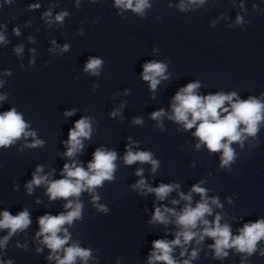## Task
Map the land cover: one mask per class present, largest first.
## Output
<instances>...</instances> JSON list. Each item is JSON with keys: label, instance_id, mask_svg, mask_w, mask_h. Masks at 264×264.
<instances>
[{"label": "clouds", "instance_id": "9594fccd", "mask_svg": "<svg viewBox=\"0 0 264 264\" xmlns=\"http://www.w3.org/2000/svg\"><path fill=\"white\" fill-rule=\"evenodd\" d=\"M6 2L10 4L12 0H6ZM92 2H96V0H92ZM205 2L206 0H188V4L193 5H202ZM115 6L121 9H131L134 13L141 16L144 15V9L151 7L148 0H115ZM39 7V4L29 5L30 10L38 9ZM179 7L181 11L185 10L186 5L183 0ZM243 7L244 5L241 3V8L243 9ZM253 7L255 8L256 5H253ZM51 15L50 10L44 13V16L49 18L47 20L48 23L52 22L50 19ZM67 15V12H60L55 16V21L62 23ZM243 22V17L237 15L236 23L242 24ZM13 31L16 35L20 34L18 28L13 29ZM29 39L31 40L32 38L29 37ZM6 42L5 36L0 33V43ZM52 43L55 45V41ZM69 47L68 44H65L60 51L66 52ZM22 51V46H18L15 49L17 55ZM32 62L30 61V63ZM103 63L104 61L97 57H89L84 71L91 75H99V70ZM166 69L167 64L163 62L153 60L144 63L141 74L142 79L149 83L152 92H155L161 80L168 79ZM10 74V72L5 73V75ZM0 86H3L2 81H0ZM200 87V83L196 81L180 88L171 104L173 114L168 118L182 124L185 130H190L195 126L196 130L193 132V136L199 140L196 148L199 149L201 144H204L210 153H222L220 156V167H230L235 160V152L231 145L234 142H239L242 147L243 141L247 137H256L259 125L264 121V102L253 96H249L246 100H240L236 92L228 94L218 92L201 96L197 94V89ZM261 95L264 96V93ZM234 98L236 99L234 100ZM5 99L6 94L0 95V101ZM226 102L230 105L231 110L224 106ZM75 111V109L66 111L64 115L70 117L75 114ZM222 113H226V115L222 116ZM117 114L118 110L111 113L112 116ZM165 115L164 109H160L151 113V119L159 121ZM198 121L199 124H197ZM133 123L142 124L143 121L137 117L134 118ZM241 125H244V127L241 128ZM159 126L162 127V125ZM28 128L29 125L15 107L0 113V148L15 144L21 137L35 138L36 132L27 130ZM91 134L92 118L84 116L75 121L74 126L69 128L68 138L64 142L67 150L63 155L71 159L72 162L64 164L61 173L63 178L49 180L48 175H41L44 171L43 166L37 165L32 173V179L25 185L29 195L32 194L34 186L44 185L46 186V195L50 200L55 201L58 198H62L67 201L64 204L66 212H61L57 215L45 213L38 217L39 231L35 234L39 243L50 250L47 259L49 261L55 260L56 264H76L78 258L83 264H87L90 259H95L92 256L91 249L82 248L77 243L69 245L71 234L68 228L64 227L65 225L72 226L74 221L82 219L83 204L78 199L81 193L88 191L92 194L93 205L98 211L105 213L109 211L105 205L98 203L100 197L96 193V189L102 186L104 181H113L115 179L117 152L104 147L96 148L92 160L87 165V170L74 159L77 153L83 152L85 148L83 141L91 139ZM129 140L131 141L130 137ZM44 143L45 141L41 139H34L31 144H26L25 147H42ZM131 143L126 145V152L123 157L125 165H132L136 162L149 163L151 164V171L155 173L160 163L153 158V153L150 151L134 152ZM143 171L142 168L136 171V175L140 176L141 179L131 186L134 191L144 195L154 193L156 200L164 201L171 192L179 189V184L175 183H161L158 187H151L146 182V179L143 178ZM16 188H18V185L14 186V190ZM207 191L206 188L201 187L198 183L192 186L191 191L187 195L180 192V199L187 202L180 212H177L175 208L163 205L154 207L153 215L148 221L149 224L167 226L173 222L170 219L172 217L179 230L175 232V238L172 240L156 239L152 241L147 264H157V262H162V264H181L173 257L174 248L179 246L182 249L180 256L184 257L186 245L193 240L200 244L205 237H209L214 241L209 247L214 249L215 259L223 260L227 257L229 255L228 249H235L238 253L246 254L245 258L257 252L258 242L264 240V219L245 223L239 229V234L233 236L230 225L227 223L221 224V215L217 214L211 222L205 218L212 215V205L218 208L222 207L218 198L213 197L211 200L207 198ZM192 193H197L201 197L195 207L191 203ZM179 202V200L175 199L171 201L173 205L179 204ZM231 202V198H229V203ZM31 223L32 219L27 208L18 212L15 216L7 210L0 213V230H8L7 235L0 239V248H3L18 231L28 229ZM198 225L202 226L199 231L196 230ZM41 237L42 239H40ZM42 251L43 249L37 247V253ZM259 254L264 256V249H260ZM197 256L198 250L193 249L188 258L182 261V264H191V261L196 259ZM0 264H13V261H0Z\"/></svg>", "mask_w": 264, "mask_h": 264}]
</instances>
